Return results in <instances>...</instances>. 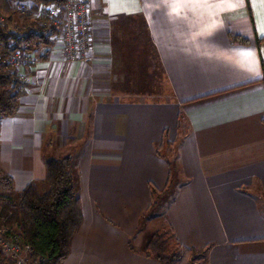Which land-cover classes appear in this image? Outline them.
I'll list each match as a JSON object with an SVG mask.
<instances>
[{
	"label": "crops",
	"instance_id": "1",
	"mask_svg": "<svg viewBox=\"0 0 264 264\" xmlns=\"http://www.w3.org/2000/svg\"><path fill=\"white\" fill-rule=\"evenodd\" d=\"M248 3L90 0L83 61L36 51L30 89L0 122V169L14 193L31 182L43 192L45 160L72 156L82 224L62 264H160L142 248L164 219L181 246L205 249V264H264V0ZM137 17L156 64L130 76L112 40ZM153 91L161 98H132ZM164 129L179 139L167 205L142 231L149 185L169 178L155 150Z\"/></svg>",
	"mask_w": 264,
	"mask_h": 264
},
{
	"label": "trees",
	"instance_id": "2",
	"mask_svg": "<svg viewBox=\"0 0 264 264\" xmlns=\"http://www.w3.org/2000/svg\"><path fill=\"white\" fill-rule=\"evenodd\" d=\"M32 1L49 3L63 0ZM10 2L11 0H0V11L8 13ZM246 5L249 10L248 0ZM143 25L148 37L145 22ZM19 31L21 37H17L16 33L8 32L6 27L0 29V41L5 44L12 37L19 48L30 51H37L41 46L48 44L42 34L35 35L26 28ZM236 39L242 43L248 41L242 37H236ZM261 40H264V37L256 39V43L259 44ZM46 54L44 52L41 58H45ZM262 68L261 80L264 85L263 64ZM15 85L16 80L13 74L8 70L0 69V122L17 111L20 93L14 90ZM262 121L264 123V117ZM177 126L179 128V118ZM175 146V141L168 139L167 130L164 129L162 139L156 144L155 150L157 155L166 160L169 178L161 190L149 185L150 209L158 204L156 197L159 196L162 200L171 186L170 175L176 158ZM74 166V160L69 155L46 159V190L43 192H40L37 185L31 182L18 193H14L13 178L0 169V227H8L18 232L21 238L30 244L34 256L44 259L43 264H62L70 252L71 240L82 224V210ZM130 249L133 248L130 246ZM142 252L160 264H205L206 257L205 249L200 251L181 246L167 219H164L160 228L148 237ZM6 263L10 264L0 252V264Z\"/></svg>",
	"mask_w": 264,
	"mask_h": 264
},
{
	"label": "built area",
	"instance_id": "3",
	"mask_svg": "<svg viewBox=\"0 0 264 264\" xmlns=\"http://www.w3.org/2000/svg\"><path fill=\"white\" fill-rule=\"evenodd\" d=\"M90 0H63L35 3L32 0H11L8 13L0 11V29L20 36L22 29L35 35L42 34L47 45L44 52L59 50L67 61H83L92 44ZM21 20L25 28L13 24ZM21 37V36H20ZM43 52V53H44ZM37 61L36 51L19 48L14 38L5 44L0 41V69L8 70L16 80L14 90L19 93L30 89L31 71ZM0 252L10 264H43L44 259L33 254L32 247L18 232L0 227Z\"/></svg>",
	"mask_w": 264,
	"mask_h": 264
},
{
	"label": "rangeland",
	"instance_id": "4",
	"mask_svg": "<svg viewBox=\"0 0 264 264\" xmlns=\"http://www.w3.org/2000/svg\"><path fill=\"white\" fill-rule=\"evenodd\" d=\"M15 16L12 18L13 24H18L17 26L19 28H25V22L22 23L19 19H14ZM142 22V19L140 17H137L135 19L129 20H123L122 25L120 26V29L118 33L113 38V44H114V53L112 55L114 60V65L116 66V69L124 71L126 74L128 73L130 76L134 72L141 73L140 69L144 70L146 69L147 65L151 67L152 63L154 62L153 59L156 57V52L154 48H152V45L150 44L149 38L145 34V29ZM142 70V72H143ZM154 85H150L148 89H146L144 86H138V91L143 90H156ZM159 88V87H158ZM153 93L150 97H132V98H161L160 96L162 94L160 93ZM155 95V96H154ZM175 144L178 143L179 139L174 140ZM176 147V146H175ZM160 200V197H156V201L158 204L153 207L152 211L148 214V219H144L141 222L142 228L140 230H145V228L149 229L150 231L155 230L157 227V223L161 220V216L163 215L164 209L166 207V200L168 198L164 197L162 200ZM162 219V218H161ZM159 220V221H158ZM147 227H144V226ZM160 228V227H159ZM156 231V230H155ZM145 245V244H144ZM201 263V262H200ZM204 264V263H201Z\"/></svg>",
	"mask_w": 264,
	"mask_h": 264
},
{
	"label": "water",
	"instance_id": "5",
	"mask_svg": "<svg viewBox=\"0 0 264 264\" xmlns=\"http://www.w3.org/2000/svg\"><path fill=\"white\" fill-rule=\"evenodd\" d=\"M7 264V263H6Z\"/></svg>",
	"mask_w": 264,
	"mask_h": 264
}]
</instances>
